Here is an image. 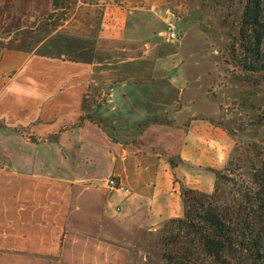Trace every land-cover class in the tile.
<instances>
[{
    "label": "crops",
    "instance_id": "obj_1",
    "mask_svg": "<svg viewBox=\"0 0 264 264\" xmlns=\"http://www.w3.org/2000/svg\"><path fill=\"white\" fill-rule=\"evenodd\" d=\"M178 1L70 0L52 29L53 0H0V264H121L123 223L157 201L161 159L97 128L85 100L101 83L120 117L192 104L201 66L166 32L185 20Z\"/></svg>",
    "mask_w": 264,
    "mask_h": 264
},
{
    "label": "rangeland",
    "instance_id": "obj_2",
    "mask_svg": "<svg viewBox=\"0 0 264 264\" xmlns=\"http://www.w3.org/2000/svg\"><path fill=\"white\" fill-rule=\"evenodd\" d=\"M58 1L59 6H53L54 12L47 17L46 26L52 29L65 25L72 16L70 0ZM178 2L175 11L185 12L182 15L185 20L181 25L169 21L166 32L169 36L172 23L176 36H169L170 42H182L185 55L191 54V58L184 57L190 67L201 66L197 82L187 89L193 97L196 94L192 104L185 111L182 101L166 110L153 107L152 117H120V106L111 98L115 91L101 83L85 100L84 116L92 115L97 128L137 154L151 152L161 159L155 190L157 201L150 204L145 201L137 211L128 210L130 220L123 223L128 239L119 243L127 248L126 252L121 251V264H162L159 240L171 229L166 223L183 215L182 188L211 196L218 186L222 200L233 195L230 191L239 198L238 191L251 180L252 163L264 157V72L248 83L234 64H227L226 57L227 46L238 35L245 0ZM206 93L208 105L201 98ZM102 112L107 116L97 115ZM231 160L233 171H228ZM223 174L236 181V188L232 182L220 178ZM133 221L143 228L137 230L139 226Z\"/></svg>",
    "mask_w": 264,
    "mask_h": 264
},
{
    "label": "trees",
    "instance_id": "obj_3",
    "mask_svg": "<svg viewBox=\"0 0 264 264\" xmlns=\"http://www.w3.org/2000/svg\"><path fill=\"white\" fill-rule=\"evenodd\" d=\"M53 6L59 1L53 0ZM227 56V64H234L248 83L264 72V0H245ZM229 165L233 171L234 161ZM220 178L236 188L229 175ZM218 192V186L211 196L182 188L183 215L166 223L171 229L159 240L162 264H264V157L252 163L251 180L238 191L239 198L230 191L233 195L222 200Z\"/></svg>",
    "mask_w": 264,
    "mask_h": 264
},
{
    "label": "built area",
    "instance_id": "obj_4",
    "mask_svg": "<svg viewBox=\"0 0 264 264\" xmlns=\"http://www.w3.org/2000/svg\"><path fill=\"white\" fill-rule=\"evenodd\" d=\"M169 36H170L171 38H174V37L176 36L175 31H173V24H172V23H169ZM0 166H1V163H0ZM108 185H109L111 188H113V189H119V190H121V191L124 192V193H126V192H127V193L130 192V189L121 186V185L118 183L117 179L114 178V177H112V178L109 180Z\"/></svg>",
    "mask_w": 264,
    "mask_h": 264
}]
</instances>
